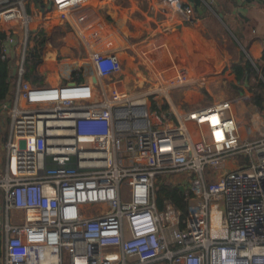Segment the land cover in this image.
I'll return each instance as SVG.
<instances>
[{"label": "built area", "instance_id": "2783aa9c", "mask_svg": "<svg viewBox=\"0 0 264 264\" xmlns=\"http://www.w3.org/2000/svg\"><path fill=\"white\" fill-rule=\"evenodd\" d=\"M96 1L0 0V60L21 49L0 104V264H264V121L244 141L230 101L179 110L171 93L202 80L160 37L140 47L151 78L132 91ZM71 39L84 55L67 76L24 79L28 47ZM158 180L184 187L183 219L170 199L157 208Z\"/></svg>", "mask_w": 264, "mask_h": 264}, {"label": "crops", "instance_id": "0c3cea01", "mask_svg": "<svg viewBox=\"0 0 264 264\" xmlns=\"http://www.w3.org/2000/svg\"><path fill=\"white\" fill-rule=\"evenodd\" d=\"M111 1L97 0L96 4L106 18L110 15L114 19H118L111 6L109 10L103 6L111 4ZM179 1L178 11L176 14H171L172 19L175 20L174 23L166 33L159 37L166 39L176 64L187 69L189 80H236L241 86L249 80H259L261 90L264 92V79L261 75V72L264 71V0H250L249 2L244 0ZM185 7L190 8L192 14L186 15L183 12ZM218 14H222V18H219ZM188 18L191 19V22L187 21ZM116 21L119 30L123 31L122 21L119 19ZM223 26L230 33L229 36H226L228 33L226 34ZM0 27H2L0 33L4 34V27ZM155 39L157 38L150 42ZM63 51L65 52L63 55H66L70 50L68 51L64 46ZM55 54L54 51L44 58L46 65L51 63L53 67ZM70 62L65 60L64 65H68ZM246 64L249 65L248 68H245ZM238 69L241 71L237 72ZM59 81L61 80H37L31 84L48 86L55 85ZM247 84L245 86H248ZM183 91H186L183 93V97L188 99L186 101L198 96L194 89ZM241 92L239 91L240 98H249L248 103H242L239 98H232L228 101L232 104V113L237 122L241 139L245 140L246 137L253 139L259 135L263 128L264 100L260 101L257 97L261 91L257 92L256 95H259L255 96L250 85L248 91ZM183 101L185 100L183 99ZM241 113L245 114L243 119L240 118ZM2 126L5 129L0 145V166L5 163L3 140L8 132V118L1 109L0 128Z\"/></svg>", "mask_w": 264, "mask_h": 264}, {"label": "rangeland", "instance_id": "374dc122", "mask_svg": "<svg viewBox=\"0 0 264 264\" xmlns=\"http://www.w3.org/2000/svg\"><path fill=\"white\" fill-rule=\"evenodd\" d=\"M103 6L106 7L107 10H109V7L111 6V9L115 12L116 17L123 23V31H121L119 30L118 22L116 21L118 19H114L110 15H108L106 18V21L111 29L114 30L125 43V53L122 55L124 59L123 70L125 72V75H127L126 79L129 83V86L132 88V91H136L137 86H139L144 79L150 80L151 78L147 76L142 66V64H144V61L140 56V47L143 46L144 42L146 43V41L158 38L161 34L167 32L168 28H170L175 21L174 19H172L171 14H176V11H178V8L180 6V1L112 0L111 4H106ZM224 30L226 31V34L228 33L226 36H229L230 33L225 28ZM124 36H126L127 38ZM51 46L53 48H57L60 47L61 44L57 43L54 40L51 42ZM64 46L67 49L68 47L72 49V55L68 54L65 57L66 60L72 61L73 57L74 59L79 60V58L84 55L82 48L73 39L68 40L67 43H63V46L58 50L49 49L45 45H39L36 47L37 49L35 48L36 51L38 50V53L35 57H31V55L29 57L27 56L25 63L26 81L33 84L37 80H62V76L63 78L67 76L72 67L70 64L64 65L63 58H59L57 60L53 59V67L51 63H48V65H46V60H44V58L48 54H52L54 51H57L58 55L63 56V53H65L63 51ZM32 50L33 49L31 48L29 49V51L31 52ZM137 50L138 52H135ZM20 55L21 49L18 47L14 51V56L10 54V56L12 57L10 58V60L15 59L17 62L20 58ZM54 61L60 65H57ZM31 75L35 76L36 79ZM258 83L259 80H249L245 83L248 86H245V84L241 86L239 81L236 80H202L199 84L192 83V85H187L180 88V91H178L179 89L173 91L171 93V101L175 106H178L177 108L179 110H182L184 112L190 109L209 107L217 103L226 102L228 100H231L232 98H239L241 102L245 104L248 103L250 99H242V97L240 98L239 91H242L241 93L248 91L249 85L253 89L254 95L257 96L260 94L257 97H259L260 101H263L264 92L261 90L260 83L259 85ZM186 89H194L195 91H197L198 96L196 95L194 99L186 101L188 99H185V97H183V93H186V91L183 90ZM259 91L261 92L256 95V93ZM183 99L186 101V103H184L185 101H183ZM162 106H165L166 108L168 107L165 101H163ZM156 114H158V112ZM244 116V113L240 114L241 119H243ZM4 129V126L0 128V145L4 135ZM246 130L248 132V129ZM250 139L251 137H246L244 141L253 140ZM85 147L89 148V144H86ZM240 161L243 162L244 159L241 158Z\"/></svg>", "mask_w": 264, "mask_h": 264}, {"label": "trees", "instance_id": "16d2710c", "mask_svg": "<svg viewBox=\"0 0 264 264\" xmlns=\"http://www.w3.org/2000/svg\"><path fill=\"white\" fill-rule=\"evenodd\" d=\"M2 36L3 34L0 33V39ZM36 47L37 46L34 44L33 47L27 48L26 55H25V61L27 59V56L28 57L30 55L31 57L36 56V54L38 53V50L37 51L35 50ZM30 48L33 49L32 52L29 51ZM248 67L249 65L246 64L245 68H248ZM236 71L240 72L241 70L238 69ZM9 75H10L9 61L7 58H4V60H0V104L7 99ZM261 75L264 79V71L261 72ZM31 76L36 79L35 76L33 75ZM24 79H25V75H24ZM164 199H170L173 206L180 212L181 218L183 219L185 217V215L187 214L188 208H189V201H188L187 194L180 192L178 187L169 181L158 180L156 184V204L159 210L162 207V201Z\"/></svg>", "mask_w": 264, "mask_h": 264}, {"label": "water", "instance_id": "95a60500", "mask_svg": "<svg viewBox=\"0 0 264 264\" xmlns=\"http://www.w3.org/2000/svg\"><path fill=\"white\" fill-rule=\"evenodd\" d=\"M246 2H249V0H246ZM218 16H219V18H222V14H218ZM9 64H10V68H11V72L9 75V81H10L15 76L16 67H15L13 60H9ZM92 81L94 82L95 79L93 78ZM13 87H14V83L12 81H10V83L8 85L7 99H6L8 102H10L12 100ZM0 112H1V109H0ZM178 189L180 190V192L184 193V187L183 186H178Z\"/></svg>", "mask_w": 264, "mask_h": 264}, {"label": "bare ground", "instance_id": "6f19581e", "mask_svg": "<svg viewBox=\"0 0 264 264\" xmlns=\"http://www.w3.org/2000/svg\"><path fill=\"white\" fill-rule=\"evenodd\" d=\"M154 120H155L156 122L162 121V119L159 118V114H155V116H154ZM170 125H173V122H172V121H168V124H166V126H170Z\"/></svg>", "mask_w": 264, "mask_h": 264}]
</instances>
